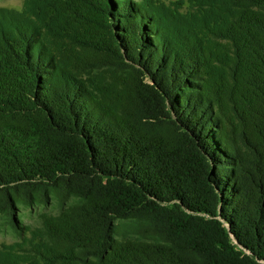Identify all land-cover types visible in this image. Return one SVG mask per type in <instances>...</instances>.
<instances>
[{"label":"trees","instance_id":"trees-1","mask_svg":"<svg viewBox=\"0 0 264 264\" xmlns=\"http://www.w3.org/2000/svg\"><path fill=\"white\" fill-rule=\"evenodd\" d=\"M209 4L199 39L142 0L0 20V215L61 207L3 264H264V0Z\"/></svg>","mask_w":264,"mask_h":264},{"label":"rangeland","instance_id":"rangeland-1","mask_svg":"<svg viewBox=\"0 0 264 264\" xmlns=\"http://www.w3.org/2000/svg\"><path fill=\"white\" fill-rule=\"evenodd\" d=\"M40 0H0V20L6 23L13 19L37 21ZM140 1V0H134ZM151 14L161 17L167 31L179 36L185 32L197 39L206 35L207 22L212 17L209 0H142ZM191 31L198 34L192 35ZM61 207L57 202L34 207H18V229H15L6 215H0V264L12 256H18L29 248L31 231L41 226L43 213L58 214Z\"/></svg>","mask_w":264,"mask_h":264}]
</instances>
